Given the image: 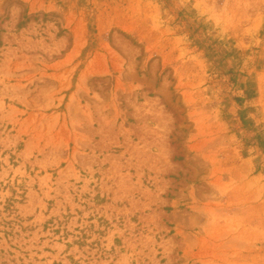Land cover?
I'll return each instance as SVG.
<instances>
[{
    "label": "rangeland",
    "instance_id": "374dc122",
    "mask_svg": "<svg viewBox=\"0 0 264 264\" xmlns=\"http://www.w3.org/2000/svg\"><path fill=\"white\" fill-rule=\"evenodd\" d=\"M0 264H264V0H0Z\"/></svg>",
    "mask_w": 264,
    "mask_h": 264
}]
</instances>
